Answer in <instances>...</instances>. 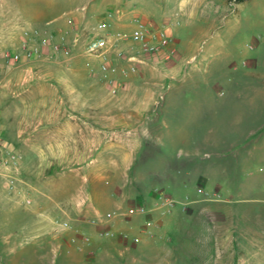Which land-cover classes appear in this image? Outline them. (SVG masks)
Instances as JSON below:
<instances>
[{
	"label": "rangeland",
	"instance_id": "obj_1",
	"mask_svg": "<svg viewBox=\"0 0 264 264\" xmlns=\"http://www.w3.org/2000/svg\"><path fill=\"white\" fill-rule=\"evenodd\" d=\"M136 20L165 29L170 42L136 71L111 51L113 95L103 60L86 46L121 33V47L137 55L129 40ZM49 36L70 55L0 69V125L19 163L17 170L0 166V217L15 212L22 232L5 263L64 258L54 237L66 231L57 221L88 238L93 229L109 246L117 239L106 230L144 220L155 226L149 246L125 241L95 256L110 264H264V0H0V66L25 43ZM164 98L171 129L198 143L197 178L183 177L184 186L174 178L177 158H186L177 155L182 139L129 133L131 116ZM136 146L143 148L133 155ZM205 170L219 186L204 185ZM131 177L142 181L132 201L122 208L107 202L104 186ZM201 187L212 197L196 195ZM136 206L147 214L107 219Z\"/></svg>",
	"mask_w": 264,
	"mask_h": 264
},
{
	"label": "crops",
	"instance_id": "obj_2",
	"mask_svg": "<svg viewBox=\"0 0 264 264\" xmlns=\"http://www.w3.org/2000/svg\"><path fill=\"white\" fill-rule=\"evenodd\" d=\"M175 87V86H174ZM178 89H181L183 91H189L192 89V87L188 84H180L179 86H176ZM170 95H168L169 97ZM171 97V96H170ZM151 103V102H150ZM145 104L143 105V109H149L150 113L145 114V115H134L131 116V121H130V137L133 139H137L138 137L142 139H154V138H163L164 133L168 134V140L171 141L174 137L178 136V129L177 130H172L171 125H169L170 120L165 117V112H167V105H166V98L162 100H157L155 102H152L151 104ZM156 110H155V109ZM153 110L156 114H153ZM164 114V116H162ZM176 121V118H175ZM178 121V119H177ZM141 124L142 128L141 130L139 129V125ZM180 130V129H179ZM154 131H157V134L155 135ZM174 134V135H173ZM182 137V136H181ZM184 138V137H182ZM179 137V139H182ZM192 139V138H191ZM169 143V142H168ZM198 145V143H194L193 141L190 140V138L182 139L177 143V155L178 156H186V158H177V162H175L174 166V178L176 184L178 186H184L185 183L182 181L183 177L186 178L190 177V180L194 181L197 178V175L193 174L194 172V166L196 163H194V158L193 157V152L195 147ZM140 148H143V146L138 147L136 146L133 148L132 154H136L137 150ZM194 165V166H193ZM205 186L209 187H215L219 186L218 184L209 174L208 170H205ZM190 172V174H188ZM196 173V172H195ZM141 182H139L137 179L131 177L129 180H127L125 183L122 184H117L114 182H110L109 185H105V199L109 203H117L116 207L122 208L123 204L122 203H128L129 201H132L133 199V194L137 193L136 188H142L140 185ZM202 188V187H201ZM205 189V188H204ZM208 191V189H205ZM210 192V191H209ZM196 194V192H195ZM197 195V194H196ZM10 220H13V226H12V232L9 231L10 229ZM0 221L4 229L0 230L1 234H6V232L11 233L13 235V238L11 237H0V264H6L5 263V254L6 250L10 249V246L14 248V250H17L19 248L20 244V236L22 235L21 229L18 228L16 229V215L15 212L12 214L11 212H4L2 216L0 217ZM8 222L7 224H4V222ZM141 223L140 225H133V224H119L116 223V225L112 226L113 231H117L116 233H133L135 236H140L141 237V243L138 245H134L130 242H125L124 240L121 241V238L116 237L117 240L120 241H113V243H110L109 246H112L114 248H120V246L124 245V242L127 245H133V246H140L143 243H146L147 246L151 244L150 241V235L154 231V223L152 221L147 222L144 220H139ZM149 223V224H148ZM153 223V224H152ZM137 224V223H136ZM147 225V226H146ZM151 225V226H148ZM7 227H9L7 229ZM83 230L85 228H82ZM93 229L90 230L92 235L89 238L91 241V244L89 246H84L81 243L75 244L72 242V239L77 236V232L83 235H87L85 232L82 231L80 232L79 230L77 231L76 229L69 230L66 232H63L60 237L55 236L54 238L58 239L60 241L59 245L62 248V255H65L64 258H61L59 260H44L43 262H40L39 264H110L111 262L108 261L107 259L102 257H96L95 255H100V253H104L107 251L109 248L108 244H103L102 242H98L99 238L98 235L99 233H94ZM148 233V235H146ZM8 238V240L6 239ZM7 240V241H6ZM118 242V243H117ZM8 245V246H7ZM130 249L126 247V250ZM133 263H137L136 261H132Z\"/></svg>",
	"mask_w": 264,
	"mask_h": 264
},
{
	"label": "built area",
	"instance_id": "obj_3",
	"mask_svg": "<svg viewBox=\"0 0 264 264\" xmlns=\"http://www.w3.org/2000/svg\"><path fill=\"white\" fill-rule=\"evenodd\" d=\"M69 24H73V20H69ZM98 27L107 31L109 24L107 22H100ZM26 35L32 36L27 33ZM118 38L110 40L108 36L102 35L97 36L92 39L86 46V52L94 57L103 60L101 65V71L107 76V86L111 94H118L119 88L114 77L109 76L112 73L111 65L108 63L111 51L114 52L116 58L127 59L130 64V70L136 71L137 64L145 63L144 60L147 56H153L160 54L162 51H166L169 45V37L165 29L153 26L141 20H136V25L130 35V45L137 52L136 54L127 55V52L121 47V42L123 41V35L117 33ZM33 38V37H31ZM64 39V38H62ZM63 54L65 56L70 55V49L64 46L62 41L55 40L54 36L41 38L37 44L28 45L25 43L21 51L14 52L7 55L4 64L0 66V69L10 70L15 67V65L20 64L22 61L31 62L44 57H55L57 54ZM0 153L4 156V159L0 160V166L11 168L12 170H17L18 168V156L14 149L5 140L3 131L0 125ZM3 172L0 171V177ZM14 182V181H13ZM198 196L204 198H211L212 194L206 191L204 188H198L196 190ZM172 205V203H169ZM147 214V209L144 206L130 207L126 212H112L107 214V219L112 220L116 217H132L135 215H145ZM59 227L62 231L72 230V226L66 221H57ZM89 224H96V220H88ZM107 237H119L126 242H130L134 245L141 243L140 236H132L129 233H116L115 231L108 229L104 232ZM75 244L81 243L84 246H89L91 241L88 237L77 232V236L72 239Z\"/></svg>",
	"mask_w": 264,
	"mask_h": 264
}]
</instances>
